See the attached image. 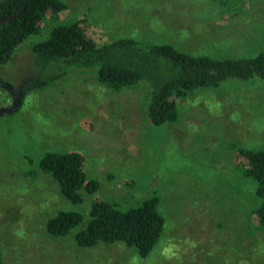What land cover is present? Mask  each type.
I'll list each match as a JSON object with an SVG mask.
<instances>
[{
  "label": "rangeland",
  "instance_id": "1",
  "mask_svg": "<svg viewBox=\"0 0 264 264\" xmlns=\"http://www.w3.org/2000/svg\"><path fill=\"white\" fill-rule=\"evenodd\" d=\"M64 21L84 19L97 43L134 38L168 43L192 55L254 56L264 50V0H245L235 15L214 0H63ZM31 36L0 79L13 88L32 79ZM145 84L115 91L94 70L70 72L29 89L19 111L0 88L1 264H264V231L247 213L252 186L240 175L238 148L264 147V80H227L178 101L177 121L158 127L146 116ZM77 150L99 190L73 205L37 168L50 151ZM155 193L164 232L147 257L123 243L79 248L51 237L49 218L78 210L87 218L94 198L128 208Z\"/></svg>",
  "mask_w": 264,
  "mask_h": 264
},
{
  "label": "trees",
  "instance_id": "2",
  "mask_svg": "<svg viewBox=\"0 0 264 264\" xmlns=\"http://www.w3.org/2000/svg\"><path fill=\"white\" fill-rule=\"evenodd\" d=\"M244 1L214 0L226 15L237 14ZM22 4L23 0H0V20L12 17L0 22V65L9 63L29 37L40 35L46 21L52 26L32 47V79L18 89L0 79V88L7 89L14 99L6 112L9 115L19 111L29 89L48 86L75 71L94 70L98 84L115 91L145 84L146 116L155 127L177 121L178 101L198 89L215 88L227 80H264V50L254 56L218 58L134 38L99 44L87 34L84 19L63 20L68 12L63 0H25L23 11L15 15ZM236 151L240 175L252 186L249 226L264 231V147ZM37 168L52 178L62 197L73 205L80 204L85 193L94 194L100 188L98 179L87 174L85 157L77 150L50 151L38 160ZM159 203L155 193L128 208L94 198L87 218L78 210H60L47 220L45 231L51 237L72 234L79 248L123 243L144 258L157 246L165 229Z\"/></svg>",
  "mask_w": 264,
  "mask_h": 264
},
{
  "label": "water",
  "instance_id": "3",
  "mask_svg": "<svg viewBox=\"0 0 264 264\" xmlns=\"http://www.w3.org/2000/svg\"><path fill=\"white\" fill-rule=\"evenodd\" d=\"M24 7H25V0H23V4H22L21 8L16 12L15 15H17V14H19L21 11H23ZM11 18H12V17L3 18V19L0 20V22L8 21V20H10Z\"/></svg>",
  "mask_w": 264,
  "mask_h": 264
}]
</instances>
